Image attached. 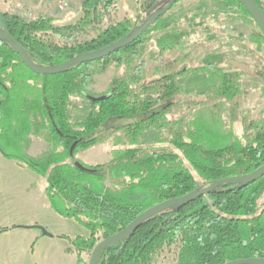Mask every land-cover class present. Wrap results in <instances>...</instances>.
Returning a JSON list of instances; mask_svg holds the SVG:
<instances>
[{"label": "trees", "instance_id": "obj_1", "mask_svg": "<svg viewBox=\"0 0 264 264\" xmlns=\"http://www.w3.org/2000/svg\"><path fill=\"white\" fill-rule=\"evenodd\" d=\"M226 1L258 29L236 0ZM253 1L264 18V0ZM168 3L156 0L146 9V19ZM112 7L114 0H84L83 18L65 27L55 26L51 18L27 21L0 12V31L39 67H55L104 49L141 26L143 21L132 19L101 26ZM199 9L179 18L163 16L117 53L51 76L29 71L0 37V153L43 179L51 209L88 231L87 238L59 237L68 241L77 264H88L84 254L89 256L99 241L122 231L147 209L264 166V121H248L240 136L234 131L242 91L240 75L224 72L227 56L204 53L192 59L184 52L188 39L204 28L206 16ZM76 34L92 39L78 42ZM219 38L232 39L221 31L206 42ZM112 64L116 71L108 91L91 94L92 75ZM202 76L213 81V89L200 96L183 95ZM259 81L256 88L264 99V76ZM72 98L87 106L71 110ZM217 104L228 106L227 131L199 114ZM113 122L126 124L110 130ZM116 132L127 148L111 161L87 166L77 159L79 150ZM31 136L45 141L50 150L29 156ZM148 136L154 146L140 147ZM262 195L264 177L244 188L224 184L185 206L163 209L107 247L97 264H157L165 253H172L174 264L264 258V202L258 206Z\"/></svg>", "mask_w": 264, "mask_h": 264}, {"label": "rangeland", "instance_id": "obj_2", "mask_svg": "<svg viewBox=\"0 0 264 264\" xmlns=\"http://www.w3.org/2000/svg\"><path fill=\"white\" fill-rule=\"evenodd\" d=\"M84 0H64V8L61 9L57 0H0V12L9 15H15L27 21L42 18H51L53 24L58 27H65L77 24L83 18L82 3ZM156 0H114V7L103 18L101 26L106 27L109 24L132 19L142 22L146 19V9ZM172 0H164L170 2ZM200 8V9H199ZM206 16L204 28L198 29L189 39L186 45L185 53L195 58L204 53H216L227 56V65L224 67L225 73L239 74L242 99L237 111V121L234 122V131L237 135H242L245 124L248 121H264V99L261 92L256 87L261 86L259 80L264 76V36L251 23V21L241 14V9L233 3L226 0H181L173 10L165 16L179 18V15H192L196 11ZM202 15V14H201ZM232 23L221 25V22ZM225 31L232 39L219 38L211 42H206L210 34H218ZM75 39L78 42L89 41L92 36L76 34ZM116 68L112 64L105 67L103 73H94L92 81L88 85V90L93 95H102L108 91L114 78ZM262 76V78H261ZM185 84L186 81H185ZM213 81L206 77H197L192 84L187 85L183 90V95L197 94L202 95L213 89ZM19 92H13V96ZM200 98V97H199ZM70 109H83L87 106L80 98H72ZM199 114L207 121L209 125L217 127L220 131H227L229 127V110L227 105H209L201 109ZM126 122H113L109 129L114 130L122 127ZM121 134L116 132L108 140L96 144L86 150L77 152V159L87 166H98L108 163L112 160L116 152L127 148L123 140L120 142ZM123 142V143H122ZM117 144V145H116ZM154 146L153 139L148 136L144 139L142 148ZM27 149H30L29 156L37 157L50 150V146L42 139L31 136ZM11 154H18V151L10 150ZM28 152V150H27ZM6 172V170H5ZM32 173V172H30ZM37 176L36 174L32 173ZM8 180L5 181L7 190H11L18 180L28 181L24 176L16 174L13 170H8ZM38 177V176H37ZM39 178V177H38ZM28 193V192H27ZM27 193L24 196L25 208L21 212H15L5 209V225L15 220H35L48 222L43 212L27 199ZM7 199V200H6ZM5 205L10 198H5ZM264 202V195L258 200V206ZM35 227L44 228L51 234L46 227L35 225ZM3 230V229H2ZM7 229H5V232ZM61 236L74 239L89 235L88 231L79 226L74 221L62 225L59 230ZM60 237V236H59ZM54 237L51 239L43 238L40 242L28 241L24 238H5V261L7 264H69L68 250L66 246L70 244L66 239ZM87 238V237H86ZM100 242V241H99ZM98 242V243H99ZM97 243V244H98ZM96 244V245H97ZM91 254V253H90ZM89 261V256H83ZM157 264H174L172 253L163 254Z\"/></svg>", "mask_w": 264, "mask_h": 264}, {"label": "water", "instance_id": "obj_3", "mask_svg": "<svg viewBox=\"0 0 264 264\" xmlns=\"http://www.w3.org/2000/svg\"><path fill=\"white\" fill-rule=\"evenodd\" d=\"M179 1L180 0L170 1L166 6L156 11L153 15L149 16L147 19H145L142 22L141 26L137 28L132 34L115 42L114 44L99 51L78 55L77 57L65 61L55 67H39L37 64L32 62L27 57L25 50L12 37H10L8 34L2 31H0V37L5 39V41H7L11 45L13 50L19 56L22 64L29 71L40 76L57 75L74 64H85V63H92L99 60H103L113 55L114 53H117L118 51L124 49L125 47L131 45L132 43L136 42L150 26L154 25L159 18L165 16L172 9V7ZM236 1L247 11L250 18L254 21V23L256 24V26L264 36V18L257 9L254 1L253 0H236ZM263 177H264V166L246 175L227 177L214 181L208 186L203 187L199 190H195L185 196L174 198L165 201L163 203L157 204L147 209L142 214H140L128 227L124 228L122 231L113 234L107 237L106 239L101 240L92 250L88 264H97L99 256L107 247H110L122 241L123 239L127 238L140 226L142 222H144L151 216L159 213L163 209L171 208L174 206H185L188 203L209 194L212 190L224 184L235 185L236 188H244L246 186L255 183L256 181L260 180ZM37 229L40 230L43 236L51 237V235L47 233V231L44 228L37 227ZM225 264H264V258L242 259V260L227 262Z\"/></svg>", "mask_w": 264, "mask_h": 264}, {"label": "crops", "instance_id": "obj_4", "mask_svg": "<svg viewBox=\"0 0 264 264\" xmlns=\"http://www.w3.org/2000/svg\"><path fill=\"white\" fill-rule=\"evenodd\" d=\"M28 154H30V149ZM34 156V155H32ZM6 170V172H5ZM8 170H13L16 174L22 175L25 179L28 177V181L18 180V184H14L11 190H7V185L5 181L9 178ZM45 181L38 178L37 176L30 173L29 170L25 169L16 162L9 161L5 159L0 153V230L7 229L6 232L0 234V264H7L5 261V238H24L32 242H40L44 240L43 238H54L59 237L60 234L57 230L60 229L62 225H66L68 219H64L57 215L50 207L49 201L45 195ZM28 192V193H27ZM27 193V199L30 203H33L35 207L43 212L48 222H42L40 220H15L12 223L5 225V209H9L15 212H21L25 208L24 196ZM8 197L11 200L7 201L5 205V198ZM70 221V220H69ZM72 221V220H71ZM35 225H41L46 227L50 233L51 237L43 236L40 230H38ZM89 235L83 236L84 238ZM69 249V245L66 246ZM68 258H70L69 264H77L76 256L74 253H68Z\"/></svg>", "mask_w": 264, "mask_h": 264}, {"label": "built area", "instance_id": "obj_5", "mask_svg": "<svg viewBox=\"0 0 264 264\" xmlns=\"http://www.w3.org/2000/svg\"><path fill=\"white\" fill-rule=\"evenodd\" d=\"M57 3L59 4V7H61V9L64 8V0H57Z\"/></svg>", "mask_w": 264, "mask_h": 264}]
</instances>
